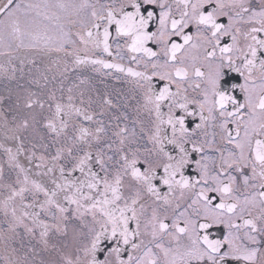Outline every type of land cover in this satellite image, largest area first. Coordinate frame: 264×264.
I'll return each instance as SVG.
<instances>
[{
    "label": "snow or ice",
    "instance_id": "1",
    "mask_svg": "<svg viewBox=\"0 0 264 264\" xmlns=\"http://www.w3.org/2000/svg\"><path fill=\"white\" fill-rule=\"evenodd\" d=\"M0 57V264H264V0H5Z\"/></svg>",
    "mask_w": 264,
    "mask_h": 264
},
{
    "label": "flooded vegetation",
    "instance_id": "2",
    "mask_svg": "<svg viewBox=\"0 0 264 264\" xmlns=\"http://www.w3.org/2000/svg\"><path fill=\"white\" fill-rule=\"evenodd\" d=\"M4 2H5V0H0V4H3ZM3 62H4L3 61V58L0 57V63H3ZM45 62H47V61L45 60ZM17 64H18V62H17ZM25 72H27V68H25ZM229 75L230 76H236L237 74H235V73H229ZM19 77H20V73L17 72V79L18 80H19ZM25 79H27V77H25ZM19 82L20 83H24V80H19ZM239 82H243L242 81V78H240ZM109 83H114V82H111L110 81ZM7 88H12L13 90H15V88H16V82L15 81L9 82L6 79L0 78V96H4L6 98L5 101H4V103H3V105H2V107L4 109H7V107L9 106V103H12V102L15 101V96H12L11 101L7 99L8 95H9L8 92H7V90H6ZM192 126H194V124ZM188 174L189 175H195V173L193 172L192 169H189L188 170ZM221 234H222V230L221 231H217L216 229H213V235L216 236L217 238H219Z\"/></svg>",
    "mask_w": 264,
    "mask_h": 264
}]
</instances>
